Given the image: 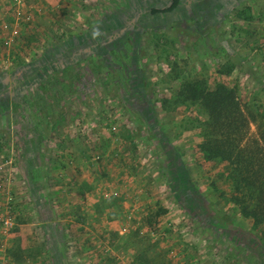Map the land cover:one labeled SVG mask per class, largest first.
<instances>
[{
  "label": "rangeland",
  "instance_id": "rangeland-1",
  "mask_svg": "<svg viewBox=\"0 0 264 264\" xmlns=\"http://www.w3.org/2000/svg\"><path fill=\"white\" fill-rule=\"evenodd\" d=\"M171 1L0 0V264H264L228 156L204 157L214 117L181 96L186 81L226 87L235 143L264 150V0L151 11ZM83 151L64 175L78 195L33 198L57 153Z\"/></svg>",
  "mask_w": 264,
  "mask_h": 264
},
{
  "label": "trees",
  "instance_id": "trees-1",
  "mask_svg": "<svg viewBox=\"0 0 264 264\" xmlns=\"http://www.w3.org/2000/svg\"><path fill=\"white\" fill-rule=\"evenodd\" d=\"M191 1V0H189ZM183 0H172L163 9L152 8L153 13L171 12L182 5ZM181 96L187 100L200 103L210 116L213 129L205 131L202 144L206 159L227 155L229 162V177L232 184L230 200L240 207L245 217L254 220L255 226L264 223V150L249 149L241 142L235 143L236 125L231 120L233 97L226 87H216L207 90L199 81H186L181 90ZM235 99V98H234ZM232 133V140L227 141L224 135ZM234 142V143H233ZM256 144L259 141H255ZM238 150V151H237ZM237 153V154H236ZM259 240V239H258Z\"/></svg>",
  "mask_w": 264,
  "mask_h": 264
},
{
  "label": "crops",
  "instance_id": "crops-1",
  "mask_svg": "<svg viewBox=\"0 0 264 264\" xmlns=\"http://www.w3.org/2000/svg\"><path fill=\"white\" fill-rule=\"evenodd\" d=\"M155 117V116H154ZM154 119V118H153ZM149 121H151V123L154 125H156V120L154 119V122L150 119H148ZM191 127H188L187 129H185L184 131V134L182 136V140H187L189 137H190V134H189V131ZM187 130V131H186ZM165 138L163 140V143L165 144V153L167 155V159L169 161V164L171 165V168L173 170L172 174H173V180H176V181H180V176L183 175V168L185 167L186 163H185V159H184V155L182 153V151L180 150L181 146H175L173 144V140H174V137L171 138L170 135H165ZM198 137V143L197 144H201L203 138L201 136V134H199ZM195 137V138H197ZM191 141H193V138H189ZM180 141V140H179ZM176 142V141H175ZM188 151V149H187ZM186 154V152H185ZM188 154V153H187ZM186 154V155H187ZM201 154V153H200ZM57 157H59L57 163L53 166V172H50V176L48 178H44V176L47 174H42L40 177H39V180L42 181L43 184L47 185L45 186L44 188L43 187H40L39 189H37L34 193H33V198L36 199V197L40 200V199H48V197L46 196V194L48 193H51L52 191V194L53 195H56V196H61V198H65L66 195H68L69 193L72 194V192L75 194V195H78V193H80V190H79V186L81 184V181L77 182V185L76 186H73L75 187V189H71V188H65L66 185V181H65V178H64V175L66 174V171L69 169L67 168L70 163L73 164L74 161H77L79 162V155L83 156V157H86V156H89L86 154L85 151L83 152H78V153H71L70 155H65V153H57L56 154ZM202 157V156H201ZM189 159V155L186 157V161ZM81 161V159H80ZM83 161V160H82ZM193 162V161H192ZM188 163V162H187ZM79 166V165H77ZM177 167V168H176ZM189 167H194V164L193 165H189ZM76 166L74 165L72 167V172L73 171H78V173H80V171L78 169H75ZM178 169V171H177ZM44 179L46 180V182L44 181ZM94 180V179H93ZM73 195V194H72ZM51 201V200H49ZM55 202H58V201H55ZM54 203V202H52ZM52 203L49 202V205L52 206ZM62 209V213H63V210L65 209V206L63 203H61V206H60ZM43 223L46 222V220H44L43 218H41ZM41 221V222H42ZM27 224H33V223H27ZM42 227H40L39 229H41ZM37 230V228H36ZM39 234H42L43 236L45 235V232H41Z\"/></svg>",
  "mask_w": 264,
  "mask_h": 264
},
{
  "label": "built area",
  "instance_id": "built-area-1",
  "mask_svg": "<svg viewBox=\"0 0 264 264\" xmlns=\"http://www.w3.org/2000/svg\"><path fill=\"white\" fill-rule=\"evenodd\" d=\"M5 226H4V231L7 232L11 226L14 225V219L12 217V215H8L6 218H5Z\"/></svg>",
  "mask_w": 264,
  "mask_h": 264
}]
</instances>
